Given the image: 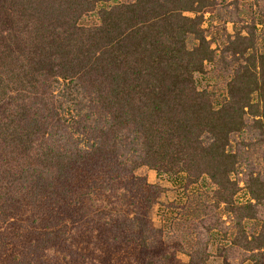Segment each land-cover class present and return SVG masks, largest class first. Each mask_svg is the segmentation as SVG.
Returning a JSON list of instances; mask_svg holds the SVG:
<instances>
[{
  "label": "trees",
  "instance_id": "obj_1",
  "mask_svg": "<svg viewBox=\"0 0 264 264\" xmlns=\"http://www.w3.org/2000/svg\"><path fill=\"white\" fill-rule=\"evenodd\" d=\"M91 159L176 191L157 230L113 222L137 264H264V0H0V220L23 196L34 210L10 264H63L71 171Z\"/></svg>",
  "mask_w": 264,
  "mask_h": 264
},
{
  "label": "rangeland",
  "instance_id": "obj_2",
  "mask_svg": "<svg viewBox=\"0 0 264 264\" xmlns=\"http://www.w3.org/2000/svg\"><path fill=\"white\" fill-rule=\"evenodd\" d=\"M213 11L211 6L204 9V26ZM227 30L232 31L231 24H227ZM207 38L214 46L212 39ZM141 179L159 184L160 191L154 200L151 198V206L131 197ZM69 185L75 198L65 214L64 228L69 239L64 246L63 264H137L142 257L139 246L119 238L113 222L122 214L139 211L145 213L150 227L157 230L161 226L160 209L172 201L176 193L165 178L158 179L155 171L147 166L122 173L111 164L96 159L75 166ZM121 196H125L123 204H120ZM237 197L240 201L248 197L243 181L239 182ZM24 199L23 196L8 216L0 220V264H10L12 256L18 255L24 245L34 240L32 230L26 227L34 210ZM41 203L49 206L48 200ZM166 249L160 242L156 252ZM186 261V256L181 254L174 259L175 264H186Z\"/></svg>",
  "mask_w": 264,
  "mask_h": 264
}]
</instances>
